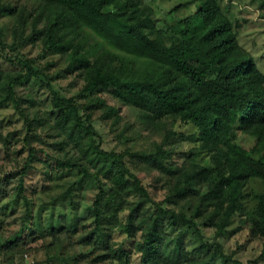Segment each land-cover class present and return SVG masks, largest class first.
I'll return each instance as SVG.
<instances>
[{
	"label": "trees",
	"instance_id": "16d2710c",
	"mask_svg": "<svg viewBox=\"0 0 264 264\" xmlns=\"http://www.w3.org/2000/svg\"><path fill=\"white\" fill-rule=\"evenodd\" d=\"M40 1L33 25L44 21L40 30L43 50L66 58L69 69L83 80L79 95L88 98L91 107L119 117V109L100 96L109 93L149 120L191 124L196 129L192 139L199 143V151L210 154L212 165H201L197 159L184 169L173 165L165 141L152 152L102 149L81 113L79 96L67 97L56 90V76L44 83L53 95L55 119L49 121L35 109L32 96L24 98L18 92L20 82L40 72L33 60L19 55L20 46H11L22 68L12 74L0 64V109L14 102L28 127L25 142L30 146L18 195L31 205L26 172L36 156L46 154L43 173L48 186L37 192L49 199L41 205L69 215L68 219L64 216L60 231L66 230L70 245L83 232L91 233L98 235L96 244L104 250L98 256L90 253L91 258L66 249L55 233L60 232L52 226L45 241L49 260L55 264H134L131 246L128 249L113 241L120 232L133 242L141 264H214L218 260L245 264L225 254L216 239L203 242V249L210 251L199 256L184 255L180 246L172 252L165 247L171 229L179 230L173 236L182 243L186 229L201 234L196 219L204 218L217 228V237L239 212L251 222L252 235L264 239V190L248 189L252 181L264 183V72L240 42L237 26L221 0H168L174 4L172 12L183 15L167 28L157 26L154 9L143 0ZM259 3L264 19V0ZM6 11L0 0V12ZM23 14L20 28L27 21ZM0 46L5 50L1 34ZM41 131L55 138L52 153L32 147ZM245 137L252 140L249 146L239 140ZM134 159L154 169L160 167L170 176L167 200L175 207H164L153 199L136 172ZM88 200L91 204L86 206ZM183 204L193 212L190 217ZM85 209L88 212L83 215ZM32 219L26 216L23 222L27 225ZM34 231L27 233L32 236ZM17 235L7 238L10 243L0 254L23 253L26 243L12 240ZM262 261L264 245L247 264Z\"/></svg>",
	"mask_w": 264,
	"mask_h": 264
},
{
	"label": "rangeland",
	"instance_id": "374dc122",
	"mask_svg": "<svg viewBox=\"0 0 264 264\" xmlns=\"http://www.w3.org/2000/svg\"><path fill=\"white\" fill-rule=\"evenodd\" d=\"M143 1L154 9L156 24L161 28L171 26L183 15L182 11L172 12L174 4L168 0ZM1 3L8 7V11L0 12V34L3 43L6 45L5 50L0 48L2 69L13 74L22 68L16 59L17 51L11 49L13 45L20 46L19 55L23 56L24 59L33 60L34 67L40 74L20 82L17 85L18 92L24 98L32 96L37 102L35 109L45 115L49 121L52 122L55 119L53 95L44 86V83L48 81V78L56 76L54 82L56 90L67 97L79 96L83 106L81 113L95 131L94 138L102 149L118 153L127 151L128 148L131 151L152 152L157 144L165 141L164 149L171 151L169 159L173 165L184 169L191 165L193 159H197L201 165H208L212 168L210 154L206 151H199V143L192 139V135L196 133L193 125L181 126L171 122L157 123L149 120L140 111L114 98L109 93H102L100 96L105 98L109 105L119 109V117L109 114L104 108L91 107L88 103L90 100L79 95L84 84L83 80L69 69L66 58L43 50L40 30H43L45 26L44 21L40 20L37 26L33 25V18L38 13L41 1L1 0ZM221 4L235 22L240 42L252 53L260 69L264 72V19L261 15L259 0H221ZM106 9L109 10V8ZM183 11L186 12L188 9L184 8ZM21 13H24L23 15L27 18L25 27L22 28H20ZM17 26L18 29H15ZM21 39L22 44H20ZM25 105L29 106L28 103ZM32 110L34 111V109ZM48 133L41 131L39 139L34 141L32 147L39 151L44 150L45 153H52L53 149L50 145L55 141V138L49 137ZM27 135L28 127L24 118L17 110L14 102H7L0 109V251H6V246L10 243L7 238L17 232V237L12 240H19L20 244L26 243V246L23 253L15 252L12 255L1 253L0 264H55L49 260L48 253L50 252L45 247L47 246L45 241H48L46 231L52 226L60 232L55 233L62 237L66 249L68 246L69 249L80 254L101 255L104 250L96 244L98 235L83 232V235H78L76 242L70 245L66 230L60 231V227L66 222L65 217L67 216L68 219L69 215L66 214L65 216L60 211L53 213L49 207L41 205L42 200L49 199V195L42 194V191L40 194L37 192L45 189L46 185L48 186L46 171L43 173L45 170L44 159H47L46 154L40 153L39 156H36L33 159L34 164L28 166L26 172V194H29L31 205L26 204L18 195V184L21 176L24 175L30 151V146H27L25 142ZM239 140L246 146L252 143L248 137ZM134 160L136 172L153 199L164 207H175V204L167 200L168 187H166V183L170 176L168 178L166 172L160 167L154 166V169L143 161ZM71 179V177L66 178L63 183L67 184ZM52 185L55 190L54 182ZM248 189L263 191L264 183L261 180L252 181ZM204 190L206 188L202 189L201 193ZM51 192L46 193L50 194ZM90 204L91 201L88 200L86 206ZM183 207L188 211L190 217L193 212L191 209L189 212V205L183 204ZM87 212L85 209L83 215H86ZM26 216L33 217L32 220L27 221V225L23 222ZM89 221L91 222L92 219ZM196 222L201 234L195 230L186 229V236L182 243H179L178 239L173 236L179 230H170L168 236L166 235L165 245L168 252H172L176 246H180L184 255H204L210 250L203 249V242H213V239H216L223 245L225 254L247 264L262 251L264 239L252 235L251 222L246 219L243 213L235 214L223 234L217 235V237V228L210 222L204 218H198ZM32 223L34 227L31 226ZM31 229L35 230L32 236L27 233ZM110 233L112 232H108V234ZM52 238L54 237L52 236ZM105 239H108V236ZM113 241L124 243L128 249L131 246L134 264H141L140 254L133 250V242L127 239L125 234L115 233ZM262 263L263 261L259 264ZM214 264H220V260L215 261Z\"/></svg>",
	"mask_w": 264,
	"mask_h": 264
}]
</instances>
